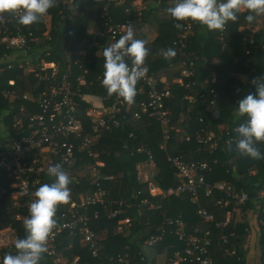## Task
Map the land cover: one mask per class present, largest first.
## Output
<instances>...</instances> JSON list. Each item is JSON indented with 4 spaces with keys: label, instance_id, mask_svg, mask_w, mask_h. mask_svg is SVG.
<instances>
[{
    "label": "trees",
    "instance_id": "trees-1",
    "mask_svg": "<svg viewBox=\"0 0 264 264\" xmlns=\"http://www.w3.org/2000/svg\"><path fill=\"white\" fill-rule=\"evenodd\" d=\"M129 1L119 6L118 12L120 11L121 13L119 21L121 22L126 18L124 11L126 6H129ZM162 3L166 5L167 0H162ZM60 6H55L48 10L52 15L50 30L47 33L46 28H41L42 30L35 27L31 28L35 39L28 37L27 47H7V44L0 41V154L9 153L15 142L21 141L24 135L30 136L34 125L38 126L39 124L37 119H30L31 113L36 110L34 104L38 105L35 100L44 89H48L54 82L51 76H49V80H45L40 79L36 75V72L51 73L50 69L46 71L41 68V59L45 58L47 61L57 60L61 76L71 66L67 59V52L71 50V56L76 59L79 57L77 56L78 50L87 48V45L83 44L87 42L84 41L90 40L89 42H94L96 39L95 36L93 38L92 36L88 37L80 32V23H77V26L72 28L70 26L71 21L62 18V14L59 12ZM246 14L247 10L241 11L238 14L239 19L228 21L223 30L210 31L199 22L192 21V29L185 32L184 26L181 28L176 27L178 22L170 14L169 17L167 15L161 18L159 22V34L153 43L160 51L168 48L173 49L176 55L171 60L165 59L163 55L158 56L152 62H147V66L152 72H160L161 68L168 66L169 63L184 60L185 68L189 73L184 74L183 83L176 81L161 83L162 87L168 86L173 92V97L167 103L171 111L170 124L180 125L182 134L195 128L207 127V130L211 129L218 135V146L212 150L208 143L201 144L194 139L191 141H180V136L178 138V133L172 127L171 139L176 138V141L173 140L176 149L172 151L174 153L170 156L180 155L188 161L199 160L207 162V172L212 173L214 177L206 178L207 183H212L213 179H216V182L219 180L231 183L235 192L246 191L249 196L243 204L238 203V198L231 197V203L226 207L218 205L217 201L226 198L227 193L225 190L217 188L210 194H207L201 188L196 203L192 201L191 193L181 194L183 196L182 200L173 197L170 203L175 207V211L165 215V217L171 218L173 223L167 228V232L158 240L157 244L153 245L160 250L165 249L167 251L169 254L167 260L170 264L173 263L174 251L177 249L182 250L186 245L176 235L175 231L179 227L177 219H184L186 222L185 229L190 233L195 226L203 225L204 223L197 213L200 206L206 207L211 212L215 211V209L224 211L233 209L234 206L247 212L249 209L256 208L257 205H263L264 202V197L261 195V193L264 195V158L254 159L241 155L235 147L237 141L231 140L230 143L227 142L228 139L233 138L231 136H238L236 132L237 126L247 120L246 115L236 116L237 102L244 95L256 92L254 80L261 79L260 82H264V48L261 45L264 38V19L259 21V17H257L254 22H248L244 18ZM139 17L142 20H138L136 12H133V16L130 19L131 21L136 19L141 23H145L149 15H146L145 11H143V14L139 15ZM179 23H182V21ZM241 23H255V25H261V27L257 31H254V29L242 31L239 30ZM34 25H38V22H34ZM12 26L13 24H11ZM28 31L23 28V32L27 33V36H29ZM251 35L255 40L253 46L248 43V38ZM181 36H183L184 46L178 43ZM99 38L101 42L106 41L104 37L98 36ZM93 48L90 50L91 62L87 65L86 63L84 64L88 71L85 75L86 82L81 86V91L83 93L96 94L102 98L106 105H111L115 94L108 95L106 88L101 83L104 73V57L103 54L98 57ZM21 51H26V57L29 60L27 63L23 59H19L18 56ZM47 52H50V54L46 55ZM20 62H23L24 66L33 63L36 67L35 71L28 73L24 69L25 67L19 68ZM127 62L129 61L127 60ZM9 64H13V67L9 68ZM2 68L4 69L2 70ZM73 69L75 72L81 71L78 65H75ZM213 75L216 76L214 81L212 80ZM60 76L58 75L57 77ZM10 80L14 82L11 83ZM138 87H136L137 94L135 97L142 99L144 94L138 92ZM190 94L194 96L192 101L185 98L186 95ZM25 95L28 97H25ZM81 102L82 110H80L79 117L81 115L80 119L83 122V127H85L84 133L93 138L90 147L99 152L103 151L100 155L105 156L108 164L105 172L114 175L110 181H102L101 184L103 187L110 189L112 184L116 183V180H120L117 184H120L124 192L123 200H113L112 202L110 199V205L108 206L121 208L123 214L111 219L106 216L95 218L93 211L101 209V206L90 204L86 208L80 209L79 212L81 214L88 213L87 215L91 216L86 226H91L96 231L100 230L101 222L103 224L109 222V232L111 234H109L108 243L95 244L98 248L97 255L94 254V248L91 247L92 242L85 241L86 243H82L81 241V236L84 237L83 228L86 227L83 223H80L74 230L65 229L57 238L54 252L49 253V250H47L43 255L46 256L45 258H50L51 261L57 259L59 255H64L69 264H155V262L151 263V256H148L145 250L148 247H152L147 244L151 235L160 234L158 231H148L146 228L148 216L152 214L148 204L150 201H154L156 196L149 194L146 183H141L136 164L141 159L140 157L149 159L151 154L148 155V151L150 150L154 153V157L161 167V186L167 188V186L178 184L179 176L177 170L170 166L168 157L160 146L165 140L162 126L156 117L148 115L152 137L147 139L146 144L141 143L144 135L142 129L129 122V118L124 119L119 114L120 123L112 124L108 129H102L101 133L95 138L90 118L85 114V107L89 106V103L85 100H81ZM180 120L181 123H178ZM59 141V144H62L63 141L74 144L75 154L80 158L78 160L75 158L74 162L70 164L72 171L75 172L79 169L78 167L82 161H84L83 158L89 155L88 152L84 151L81 155L83 158L80 157V152L76 147V143L79 145L81 142L80 138L76 141V139H70L69 136H61ZM229 144H231V151L228 149ZM141 146L143 152H139ZM255 146L261 153H264V141L256 142ZM62 167L64 170L67 169L66 165H62ZM84 175L85 178L82 177V174L75 180L74 178L71 179L74 183L69 185L71 186L70 200L66 204L57 206L56 212L58 215L62 211L69 210L68 207H70L72 200H78L80 196L89 194L87 190L96 188L91 173L86 172ZM31 177L36 178L34 175H31ZM40 177L42 179L40 185L51 184L55 179L48 176L47 172ZM2 180L7 183L10 178L3 176ZM40 185L35 188L37 189ZM12 191L13 189L7 193L9 195L6 194L3 200L0 201V215L7 214V217L2 220L3 224L1 223V226L5 224H11L12 227L15 225L21 226L20 222L16 221L14 217L17 211L26 214L25 218L30 215V213H27L29 208H27L26 203L22 199H20L22 204H17L12 200L10 196ZM145 200L148 202H145ZM179 202L183 204L180 208L177 205ZM262 216L264 218V213ZM125 217H131V224L127 225V227L131 228H127V231L124 228L119 233L113 234V230H116L120 224L118 219ZM158 218H160L158 219L160 221L162 216ZM245 219H247V215ZM239 226L243 225L237 224L236 226L234 222H230L225 227H219L215 220L211 224L204 223L203 234L205 227L210 228L212 232L209 235L210 237L212 236V254L223 264H243L244 262L243 248L239 245L242 231L241 227L236 228ZM233 231L235 233L230 235ZM18 234L19 238L26 236L24 224ZM224 236L229 237L230 244L236 245L241 259L236 256L225 259L222 256L226 249V245L222 242L224 241ZM126 245L130 247L126 248ZM213 248H217L219 256H216L218 255L216 251V255L214 254ZM12 249L15 254L17 250L14 244L10 248V253H12ZM44 256L41 257L39 264L44 263ZM76 257L78 258L75 260ZM57 263L59 262L57 261ZM179 264L200 263L182 261Z\"/></svg>",
    "mask_w": 264,
    "mask_h": 264
},
{
    "label": "built area",
    "instance_id": "built-area-1",
    "mask_svg": "<svg viewBox=\"0 0 264 264\" xmlns=\"http://www.w3.org/2000/svg\"><path fill=\"white\" fill-rule=\"evenodd\" d=\"M89 1L102 3L101 18L103 19L104 24V32H102V34H108L113 43H115L121 37L122 31L130 22V20H128L126 23H114L112 20L110 15V6L117 0H64L62 3L66 8L72 6L73 9L74 6L75 11H82L83 5L87 4ZM74 10H72V12ZM127 11L130 12L131 9L128 8ZM59 12H61L62 18H70V15L68 16L67 12L64 10L59 9ZM20 14H22V10H18L15 13H0V38L1 42L7 44V47L25 48L28 46L29 38L35 39L32 29H27L29 30V36H27V33L23 32L24 27L22 24L17 22V17ZM49 15L50 12L48 11L47 18ZM263 19L264 16H259V21ZM45 22H47L46 19ZM182 23L185 32L192 29L193 22L191 20H185L182 21ZM11 24H13L12 27ZM260 27L261 25H259V28ZM259 28L254 31L259 30ZM250 37L248 38V43L253 46L255 44V40L252 35ZM178 43H181V45L184 46L183 36H181ZM261 45L264 48V38ZM49 54L50 52H47L46 55ZM78 54L79 57L76 59L71 56V53L67 55V59L71 66H69V69L63 72L61 76L57 60L47 61L45 58L41 59V68L46 71L50 69L51 73L46 74L36 72L37 76L40 79L45 80H49V76H51L54 82L48 89H44L36 98L35 101L38 105L34 104V107H36V110H40L35 112V108L32 107L35 111L33 113L30 112V119H37L39 124L38 126L34 125L30 136L24 135L21 141L15 142L12 145L13 147L9 150V153L0 154V201L3 200L5 195L10 190L13 189L10 196L12 198L14 197V201H18V204H22L20 203V199H22V201L26 203L27 208H29L30 203L36 198L34 195L36 191L35 187L40 185L42 182L40 176L47 172L50 165L57 163L66 165L67 169H65V171L68 175L71 173L75 175V172L72 171L70 164L74 162L75 158L77 160L80 158L75 154L74 144L72 142L65 141H63L62 144H59V137L69 136L70 139L73 138L76 139V141L80 138V144L78 145L76 143V147L80 152V157L82 158V153L87 151L90 157L95 158V162L98 167H94L92 173H90L93 177V182L95 183L94 185L96 188H93L92 191L88 192L89 194L80 196L78 200H72L69 210L62 211L59 216L54 218L56 223L47 240V250H49V253L54 252L57 238L65 229L74 230L80 223H83L85 226L88 224L87 215L81 214V212H79L80 209L86 208V206L90 204L94 205L99 203L107 209L108 218H116L123 214V210L121 208L109 207L108 205H110V202H108L107 205L106 192L101 182L109 180L112 177L111 175H107L102 172L99 154L94 153L90 147L93 138L84 133L85 127H83V122L80 119L81 115L79 117L80 110H82L81 100H86V93L81 91V86L86 82L85 75L88 71L86 65L91 62V53L89 49H83L78 52ZM126 60L129 61V64L131 63L127 57ZM85 63L86 65L84 66ZM43 65L47 66L45 67ZM73 65H78L79 68H81V71L75 72ZM11 67H13V64H9V68ZM22 67H25L24 69L28 73L30 72L28 71V68L30 67L29 65L24 66L23 62H20L19 68ZM146 67L148 70L145 76L140 79L136 85V87L139 86L138 92L144 94L142 99H137L135 97L134 103L128 104L124 102L122 98L115 95L111 105L92 104L91 106L86 107L85 114L90 118L95 138L101 133L102 129H108L112 124H119V114L122 115L124 119H127L130 116L138 118L144 114H148L156 117L160 122L165 138L163 144V147L165 148V143H167L172 136V125L170 124L171 111L167 103L168 100L173 97V92L168 86L162 87L160 78L152 72L147 65ZM3 69L4 68H2V70ZM184 74H189L186 68L184 69ZM58 75L60 77H57ZM25 97L28 96L25 95ZM185 98L190 101L194 100V96L191 94L186 95ZM207 129V127H201L195 128L189 132L187 131L184 133L182 140L191 141L194 139L201 144L208 143L210 149L212 150L216 149L218 146V135L215 131ZM231 137L233 138L228 139V143H230L231 140L236 141L235 139L238 136ZM45 147H47L48 150L44 151L43 148ZM168 161L170 166L177 170L179 176L178 184L170 186L166 189V194L168 196H178L183 193H191L192 201L196 203L198 201L201 188H205V192L207 194H210L215 188H217L219 190H225L227 193L226 198L219 200L222 205L230 204L231 197L238 198V203L240 204L245 203L249 198L246 191H242L241 193L235 192L231 183L218 181L208 184L205 179V174L208 171V163L205 161H188L180 155L169 156ZM83 164H85V161H83ZM31 175L36 176V178H32ZM3 176L10 178V180L5 183L2 180ZM75 176L77 177L79 175L76 174ZM261 195L264 197L263 193H261ZM27 213H29V211H27ZM197 213L202 218L204 223L208 224L212 220V214L205 208L199 207ZM96 215H98V212H96ZM119 223L120 224L118 226L121 229L118 231H121L125 228V226L131 224V217L123 218L119 220ZM205 228L206 229L204 230L203 235H194L189 237L186 241L184 249H177L174 251V259L172 260L173 264H179L185 260L187 261L188 258L200 264H218L210 255V230L208 227ZM88 229V226L83 228L84 238L86 237V241L92 242L91 247L94 248V254H96L98 251L94 240L96 236L92 230ZM6 230L7 228L0 227V261L3 260L5 254L14 255L13 249L12 253H10V248L19 238V234L16 229H13L12 232ZM158 235H151L148 240L149 245H153L158 242V240L162 238L161 235L164 234ZM183 239H186V237H183ZM223 242L226 244L228 239L224 238ZM225 252L227 255L236 256L241 259V256L238 255L235 246L229 249L226 248Z\"/></svg>",
    "mask_w": 264,
    "mask_h": 264
},
{
    "label": "crops",
    "instance_id": "crops-1",
    "mask_svg": "<svg viewBox=\"0 0 264 264\" xmlns=\"http://www.w3.org/2000/svg\"><path fill=\"white\" fill-rule=\"evenodd\" d=\"M63 1L64 0H56L55 6L58 7L59 5H61L60 10H64L67 12L68 16L70 15V18H68V19L64 18L67 21L68 20L71 21L70 26L72 28H75L77 26V23H80V32L86 34L88 37L92 36V38H93L95 36V38H96L94 42H89L90 40L84 41V42H87V43H83L84 45H87V48H84V49L85 50H87V49L92 50V48L94 47L93 50L95 51V54L98 57H101L103 54L104 48L110 44H114L113 41L108 36V34H106V33L102 34V32H104V24H103V19L101 18V13H102L101 2L89 1V2H87V4H84V8L82 11H75L74 6H73V9H72V6L68 7V8L63 6V3H62ZM174 1L175 0H167V4L165 5L162 3V0H130L129 6H126L125 11H124L125 12L124 15L126 16V18L122 22L119 21V19H121V15H120L121 13H120V11L118 12V9L120 8L119 7L120 5H123L124 3L128 2V0H117L116 2H114L110 6V15H111L114 23H126L128 20H130V22L127 24V26L122 31L121 36L126 32L128 26L131 25L135 29L134 38L146 41L145 47L148 48V50H149L148 54L145 58V64L146 65H147V62H152L158 56L163 55L162 54L163 51H166V50L160 51V49L153 42L158 37L159 22H160L161 18L166 17L167 15H168L167 17H169V13H168L167 9L171 6H174ZM60 2H61V4H60ZM128 8L131 9L130 12L127 11ZM72 10H74V11L72 12ZM143 11H145L146 15H149L148 20L145 23H141L140 21H137L136 19L131 21L130 17L133 16V12H136V15L138 16V20H142V18L139 17V15L143 14ZM241 11L244 12L246 10L241 9ZM51 15H52V13L50 12V15L47 18V14H46V16H44L41 20L38 21V25H36V26L34 25V23L29 24V25H23L22 24V26L26 29H28V28L31 29L32 27L33 28L35 27V28L42 30L41 28H46L45 30L47 33L48 30H50V26H51ZM45 19L47 20V22H45ZM238 19H239V17H238ZM254 25H255V23H246V24L241 23L239 25V30H242V31L247 30V29L256 30L259 28V25H255V26ZM81 27H82V29H81ZM98 36L104 37L106 41L101 42V39L100 38L98 39ZM110 40H111V42H110ZM0 41H1V38H0ZM81 50H83V49H81ZM81 50H78V52H80ZM70 51L67 52V54H70ZM78 52H77V56H79ZM90 53H91V51H90ZM18 57H19V59H23L24 62H26V63L29 61L28 58L26 57V51H24L23 56H18ZM184 62H185L184 60H180V61L178 60L175 62L173 61V62L169 63L168 66L161 68L160 72H154V73L160 78L161 83L162 82L166 83L167 81H176V82L182 83L183 82V76H184V69H185V63ZM215 78H216V76L213 75L212 80L214 81ZM10 82L13 83L14 81L10 80ZM85 99H86L85 101H87V103H89V106H91L92 104L93 105H106L103 102L102 98L96 94L86 93ZM216 105L219 106L217 103H216ZM86 107H88V106H86ZM128 121L132 122L138 128L142 129V131L144 132V135L142 137L143 141L141 143L146 144L147 139L152 137V130L150 127V118L148 117V114H144L138 118L130 116ZM178 123H181V120ZM179 126L180 125H176V126L172 125L173 130H176V133H178V138L180 136V141H182V139H183L182 135H184V134H182L181 127H179ZM172 133L173 132H171V135H172ZM171 138H172V136H171ZM173 140L176 141V138L174 137L173 139H170L167 143H165V148L163 147V144H164L163 142L160 145L162 148V151L165 152V155L167 157H169L170 155H173L174 152H172V151H175V149H176V145L174 144ZM145 144H143V145H145ZM140 149L143 150L142 146L139 148V150ZM93 151H94V153L99 154V159H100V162L102 165V167H101L102 172L107 174V175H111V174L105 172V170L108 167L107 166L108 164H107V160H106L105 156L103 157L100 155L103 151H101V152H99L98 150H93ZM141 152H143V151H141ZM149 154H151L149 159L148 158L146 159V157L145 158L140 157L141 159L136 164V170H137L138 177H139L141 183H146L148 186L149 194H151L154 197L156 196L155 200L150 201L148 204L149 210L152 211L151 215L155 214V216H152V218L154 220L152 222H150V224L147 222L146 228L148 231L155 230L156 232L158 231V232H160V234L165 235V233L167 232V228H169L173 223V220L171 218L165 217V215L166 214L168 215L171 211H173V212L175 211V207H173L171 205L170 201L172 200L173 197H177V198L182 200L183 196H181V195L168 196L166 194V191H167L166 189L169 188L170 186L169 187L167 186V188L161 186V181H160V179L162 180L161 167L157 163V161L154 157L155 156L154 153H152L149 150L148 155ZM82 158H83V156H82ZM83 159L85 161V164H83V161H82V163L78 167L79 169L75 171V175L82 173L83 174L82 177L85 178L84 173H86V172L92 173L93 168L98 167V166L95 162V158L90 157V155L86 156ZM71 174H69V175H71ZM75 175L72 174L70 176V178L73 179V176H74V180L76 178H79V176L76 177ZM113 176L114 175H111L112 178H113ZM206 178L208 179V178H214V177H213L212 173L207 172V174H205V179ZM210 180H212V179H210ZM108 181H110V179L105 180V182H108ZM115 182L116 183H113L112 186L110 187V189H107L105 186L103 187L105 192H106L107 205H108V202H110L109 201L110 199L113 202V200L118 201V200H123V198H124V192H123L122 188L120 187V184H117V182L119 183L120 180H116ZM215 182H216V179H213L212 183H215ZM73 183L74 182H72V184ZM212 183L208 182V184H212ZM173 186H175V185H173ZM69 188H71V186H69ZM160 188H161V190H159ZM90 189L87 190V192H90ZM203 190L205 192V188H203ZM12 200H14V199L12 198ZM145 202H148V201L145 200ZM217 202H218V205L220 204L223 207H226L229 205V204L228 205H222L219 201H217ZM96 205L101 206V209L103 210V213H104V214H101V211L98 210L99 214L107 217V214H108L107 209L99 203L94 204V206H96ZM177 205L179 206V208H180V206H183V204H181V202H179ZM163 206H164V208H163ZM200 207L207 209L204 206H200ZM68 208H70V207H68ZM261 208H262L261 205H257L256 208L249 209L247 212L243 211L242 208H239L236 206H234L233 209H227L225 211L222 209H215V211L211 212L207 209L212 214V220L209 222L210 224H211V222H213V220H215L219 227H225V226L229 225L230 222H234L236 226H237V224L243 225V226L236 227V228L241 227V231H242V234L240 235L239 245H240V247L243 248V254H244L243 264H263L264 263V218L262 216L264 211ZM246 215H247V219H245ZM56 216H59L57 214V212H55V217ZM157 216H162V219L159 221L158 219H160V218H158ZM180 220L183 222H180ZM0 222L3 223L1 218H0ZM183 223H184V225H186V222L184 221V219H181V218L177 219L178 225L181 224V226H182ZM3 226H5V225L1 226V224H0V227H3ZM127 228L130 229L131 227L126 226L125 227L126 231L128 230ZM203 229H204V223H203V225L201 224V225L195 226L190 232L194 233L195 235H203ZM179 230H180V228L178 227L177 230L175 231L177 236L180 234ZM209 230H210V234H212L210 228H209ZM106 232H109V222H105L104 224L101 222L100 223V230L97 231L99 236L94 239L95 242L96 243L98 242L99 244L108 243V239L110 236ZM234 233L235 232L233 231L230 233V235H233ZM152 235H158V234L155 233ZM83 238L84 237L81 236L82 243L85 242V240ZM224 238L228 239V242L225 244L227 249H229L233 246L236 247L235 244H233V243L230 244V241H229L230 239L228 236H224L223 239ZM210 240H211V244L209 247L210 255L213 257V259L218 264H223L220 262V260L218 258H215L213 256L212 251H211L212 236L210 237ZM152 247H148L145 250V253L148 256H151V259H150V260H152L151 263L155 262V264H170L167 260V257L169 254L167 253V251L165 249L160 250L156 246H155L156 247L155 248L153 245H152ZM213 250H214V254L216 255V252H218V255H216V256H219V251H217V248H215V249L213 248ZM97 254H98V252H97ZM42 256H44V255L42 254ZM222 256L225 259L233 257L230 255H227L225 250H224V254L222 253ZM45 257L46 256L43 257V259H44L43 264H55V263L56 264H69L64 255L58 256V258H62V257L65 258L63 263H60V262L57 263V259H54L51 261L50 258H45ZM220 257H221V254H220ZM77 258L78 257H76L75 260ZM242 260H243V258H242ZM171 264H173V263H171Z\"/></svg>",
    "mask_w": 264,
    "mask_h": 264
},
{
    "label": "clouds",
    "instance_id": "clouds-1",
    "mask_svg": "<svg viewBox=\"0 0 264 264\" xmlns=\"http://www.w3.org/2000/svg\"><path fill=\"white\" fill-rule=\"evenodd\" d=\"M55 4L56 0H0V13L22 10L17 22L29 25L46 16ZM241 9L247 10L245 20L254 22L257 17L264 16V0H175L174 6L167 11L178 22L177 28L183 27L179 22L191 20L212 31L223 30L228 21L237 20ZM134 35L135 29L129 25L114 44L103 50L104 73L101 83L108 95L115 94L128 104L134 103L137 82L148 70L145 65L149 51L145 47L146 41L136 39ZM162 54L167 60L176 55L171 48ZM126 57L131 61L130 64ZM260 81H253L256 84L255 93H248L239 99L236 112L237 117L247 116L246 122L236 128L239 136L236 150L254 159L264 158V153L255 146L256 142L264 141V82ZM228 149L231 151V144ZM47 175L55 179L51 184H42L36 189V198L29 205L30 215L24 220L26 236L15 241L16 253L5 254L0 264H39L42 254L47 251V240L56 223L54 217L57 206L69 201V185L72 183L59 163L50 165Z\"/></svg>",
    "mask_w": 264,
    "mask_h": 264
},
{
    "label": "rangeland",
    "instance_id": "rangeland-1",
    "mask_svg": "<svg viewBox=\"0 0 264 264\" xmlns=\"http://www.w3.org/2000/svg\"><path fill=\"white\" fill-rule=\"evenodd\" d=\"M23 54H24V51H21L20 52V54H19V56H23ZM29 68H28V71H30V72H33V71H35V69H36V67H35V65L33 64V63H30L29 64ZM43 66H47V65H43ZM37 75V74H36ZM246 81V80H245ZM239 139V136L235 139L236 141ZM43 150L45 151V150H48V148L47 147H45V148H43ZM141 151H143V150H141L140 149V152ZM78 175H82L81 173L80 174H78ZM93 189V188H92ZM92 189H90V191H92ZM159 190H161V188L159 189ZM15 195V194H14ZM14 198V197H13ZM15 203H19L18 201H16L15 200ZM261 209L264 211V207H263V205H261ZM98 210H100L101 211V214H104L103 213V210L102 209H95L94 211H93V213H94V216H95V218H100L102 215L101 214H99V212H98ZM96 212H98V215H96ZM16 215L14 216L15 217V219H16V221H19L20 222V225L21 226H19V225H15L14 227H12L11 226V224H9V225H7V224H5V226H3L4 228H7V230H9L10 232H12L13 231V229H16V230H18V231H20V228H22L23 227V223H24V220H23V218H25L24 216L26 215V214H22L20 211H17L16 213H15ZM88 213H86V214H84V215H87ZM152 216H155V214L154 215H150V216H148V219H147V222L150 224V222H152L154 219L152 218ZM7 217V214H1L0 215V218H1V220H4L5 218ZM87 217H88V220H90L91 219V216H89V215H87ZM157 217H160V216H157ZM89 222V221H88ZM180 222H183V221H181L180 220ZM0 224H1V222H0ZM3 224V223H2ZM179 226V228H180V230H179V235H178V239H180L182 242H184L185 244H186V241H187V239L189 238V237H191V236H194L195 234L194 233H192V232H187V230L185 229V225H184V223H183V225L181 226V224L180 225H178ZM88 228L90 229V230H92L94 233H95V236L96 237H98L99 236V234L97 233V231L94 229V228H92L91 226H88ZM88 229V230H89ZM119 229H121V228H119V226H117V228H116V230H113V234H115V233H118V230ZM6 230V231H7ZM17 231V232H18ZM106 233H108V234H111L110 232H106ZM159 235H161V234H159ZM158 235V236H159ZM162 237H163V235H161ZM183 237H186V239H183ZM182 238V239H181ZM85 241H86V237L85 238H83ZM161 239V238H160ZM186 246V245H185ZM126 248H129L130 246L129 245H126L125 246ZM183 257V256H182ZM65 260V258H58L57 257V261L58 262H60V263H63V261ZM120 260H121V257H120ZM186 261V260H185ZM187 261H189V262H195L194 260L192 261V259H190V258H188L187 259ZM186 261V262H187ZM179 262V261H178Z\"/></svg>",
    "mask_w": 264,
    "mask_h": 264
}]
</instances>
